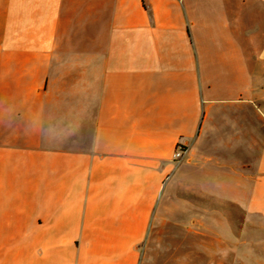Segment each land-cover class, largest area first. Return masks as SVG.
<instances>
[{
    "label": "crops",
    "instance_id": "obj_1",
    "mask_svg": "<svg viewBox=\"0 0 264 264\" xmlns=\"http://www.w3.org/2000/svg\"><path fill=\"white\" fill-rule=\"evenodd\" d=\"M262 2L0 0V264H189L162 235L264 223Z\"/></svg>",
    "mask_w": 264,
    "mask_h": 264
},
{
    "label": "rangeland",
    "instance_id": "obj_2",
    "mask_svg": "<svg viewBox=\"0 0 264 264\" xmlns=\"http://www.w3.org/2000/svg\"><path fill=\"white\" fill-rule=\"evenodd\" d=\"M264 1V0H263ZM260 5L259 1L257 3ZM262 6H264V2H262ZM257 50L258 52L264 51V44H262L259 40L257 43ZM264 54V53H263ZM260 66L264 64H259ZM257 135L263 136L264 129L261 126H264V103L257 104ZM258 158V151H257ZM184 163V162H183ZM176 165L174 164V168L178 169L184 164ZM174 169V170H175ZM209 185H206L208 187ZM208 191H212L211 187L208 188ZM177 215V214H176ZM182 214L177 215L180 217ZM171 222H165L164 225H172ZM183 225V224H178ZM219 225V224H218ZM225 225V224H224ZM224 227L227 229L230 228L231 234L227 235L225 246L224 248H220L215 239L216 235L210 233L207 236H198L192 235L185 231V229H175V235L171 236L175 238V240L169 239L168 235L161 236V243L163 240L164 250L161 252V259L159 262L163 263L164 260H167L170 255L173 254L174 249L179 246L184 247L187 249V254L185 257H188V263L192 259L193 264H264V223L259 222H251V223H244L242 222H230V224H226ZM227 232V231H226ZM211 238H210V237ZM167 238L171 241V252L169 251L168 247V240H164ZM180 243V244H178ZM190 246L194 248L192 252H190ZM179 250V249H178ZM160 251V249H159ZM178 253V251H177ZM176 253V255H177ZM180 254H184L181 252ZM178 254V257L180 256ZM173 254V258L169 260V264H175L177 260V264H181L182 261L184 263L183 257L181 258L182 261Z\"/></svg>",
    "mask_w": 264,
    "mask_h": 264
},
{
    "label": "built area",
    "instance_id": "obj_3",
    "mask_svg": "<svg viewBox=\"0 0 264 264\" xmlns=\"http://www.w3.org/2000/svg\"><path fill=\"white\" fill-rule=\"evenodd\" d=\"M188 154L187 146L180 143L176 146L174 154L172 156V161L174 164L179 165L186 161V157Z\"/></svg>",
    "mask_w": 264,
    "mask_h": 264
}]
</instances>
